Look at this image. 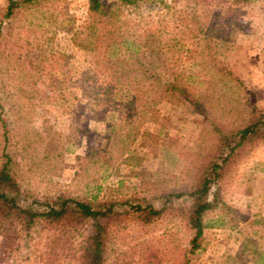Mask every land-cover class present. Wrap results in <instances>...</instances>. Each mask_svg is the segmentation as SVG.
I'll use <instances>...</instances> for the list:
<instances>
[{
	"label": "rangeland",
	"instance_id": "obj_1",
	"mask_svg": "<svg viewBox=\"0 0 264 264\" xmlns=\"http://www.w3.org/2000/svg\"><path fill=\"white\" fill-rule=\"evenodd\" d=\"M5 3L0 0V9ZM220 5L140 2L137 20L178 25L173 34L183 50L162 48L148 60L152 67L144 59L133 65L119 81L109 80L114 95L103 100L97 89L107 73L121 68L104 60L106 45L128 42L122 44L129 51L123 46L118 53L131 63L134 43L147 38L140 22H123L118 35H104L94 51H85L73 38L87 18V0H39L4 20L0 157L11 158L21 190L91 201L131 194L151 200L162 188L184 191L214 146L215 128L238 127L251 107L264 111V0L224 11ZM144 69L160 81H145ZM174 77L185 96L160 92ZM208 202L192 254L190 233L176 220L112 226L108 233L130 264H264V142L210 189ZM35 230L28 244L0 237V264H39L45 233Z\"/></svg>",
	"mask_w": 264,
	"mask_h": 264
},
{
	"label": "trees",
	"instance_id": "obj_2",
	"mask_svg": "<svg viewBox=\"0 0 264 264\" xmlns=\"http://www.w3.org/2000/svg\"><path fill=\"white\" fill-rule=\"evenodd\" d=\"M38 1L6 0L5 6L0 9V25L10 19L15 11L36 6ZM147 1L117 0L103 4L100 0H87V18L77 34L74 33L75 47L94 51L95 44L101 43L102 36H111L113 33L118 35L121 29L119 26L131 20L143 25L142 31L147 37L134 43V48L130 50L134 55L129 57L130 60L132 58L131 63L123 53H118L125 40L121 43L111 41L106 45L104 60L110 67L117 65L121 68L106 74L103 84L96 91L100 100L108 94L114 95L109 80L119 81L127 75V69L141 63V60L144 59V64L152 67L153 61L148 62L149 59L153 60L170 49L177 53L183 50L181 41L173 34L178 25L175 28H163L148 21L137 20L140 2ZM217 1L221 4L219 8L224 11L231 6L246 5L255 0ZM158 36L163 38L161 46L155 45ZM203 41L209 43L205 48L210 49L212 39L205 35ZM123 48L128 50L125 46ZM123 63L128 64L127 67ZM140 77L145 81H160L159 75L147 69L141 72ZM179 80L174 77L173 80L163 81L160 92L168 96H185ZM263 142L264 111L251 107L248 117L238 127L227 131L215 128L214 146L184 191L162 188L151 200L131 194L126 198L109 196L91 201L73 198L64 192L37 197L21 190L13 171V162L9 155L3 153L0 157V237H13L28 244L35 229L45 233L43 251L38 257L39 264H62L65 261H72L73 264H130L125 253L115 247L114 238L108 233L110 227L127 224L147 226L160 220H176L183 223L190 233L188 253L192 254L200 246L202 219L209 210L210 189L224 181L247 152ZM178 200L180 202L176 203Z\"/></svg>",
	"mask_w": 264,
	"mask_h": 264
}]
</instances>
